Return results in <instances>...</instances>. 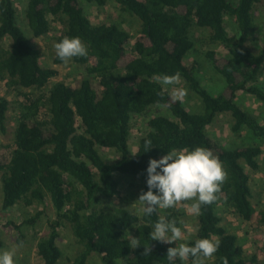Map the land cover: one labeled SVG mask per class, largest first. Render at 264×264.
Instances as JSON below:
<instances>
[{"label":"trees","instance_id":"16d2710c","mask_svg":"<svg viewBox=\"0 0 264 264\" xmlns=\"http://www.w3.org/2000/svg\"><path fill=\"white\" fill-rule=\"evenodd\" d=\"M114 1L122 12L138 18L136 36L119 25H94L83 3L101 8ZM264 0H29L26 18L35 38L48 35L52 19L65 37H79L87 46L86 57L72 61L86 67L78 85L51 81L55 68L41 65V51L32 46L17 23L13 0H0V82L18 98L19 118L11 145L0 146L2 209L10 211L51 204L54 217L44 210L24 219L16 229L21 244L25 228L37 227L46 218L48 232L37 238V253L43 264H59L61 229H69L80 246L67 264H88L93 255L102 264H168L169 247L151 241L149 233L160 217L182 221L174 208L147 216L126 206L104 208L120 194V177L139 178L146 192V169L173 149L205 147L223 162L227 179L216 200L202 206L197 216L195 240L211 238L219 251L205 264H261L248 258L235 235L222 226L217 209L224 207L245 222L257 217L264 226V208L251 203V179L246 168L259 171L263 151L258 146L227 149L209 134V127L223 114L234 121L233 131L248 129L259 138L264 126L237 103L245 92L264 103V34L257 51L248 46L259 30L256 12ZM231 26V27H230ZM195 28L207 32L203 45L224 47L220 58L207 52L212 68L223 77L224 90L213 95L200 82L197 67L186 59L195 48ZM130 46V50L127 48ZM55 65H63L56 55ZM179 76L200 99V111H190L163 85V77ZM165 109L170 116L160 114ZM9 101L0 94V131L6 134ZM147 118L148 131L132 153V120ZM151 140L146 152L145 141ZM100 149H113L119 159L108 163ZM184 224V223H183ZM139 238L141 247L129 243ZM178 244V243H177ZM0 242V247H2ZM144 246H151L149 256ZM176 264H182L177 259ZM191 264V259L183 262Z\"/></svg>","mask_w":264,"mask_h":264},{"label":"rangeland","instance_id":"374dc122","mask_svg":"<svg viewBox=\"0 0 264 264\" xmlns=\"http://www.w3.org/2000/svg\"><path fill=\"white\" fill-rule=\"evenodd\" d=\"M17 9V23L25 32L30 44L41 51V65L44 68H55L59 71L57 78L51 81V85L57 82H64L67 85L78 86L86 77V67L76 64L72 60L63 65H55L56 57L55 44L62 34L63 27L55 23L52 19L51 32L41 38H35L29 30L26 18V10L29 0H13ZM86 14L90 17L94 25H119L123 29L128 30L132 35L136 36L141 29V22L135 16L122 12L121 8L114 2L109 1L104 8L96 4L83 3ZM258 21V31L254 38L248 43V46L254 51L259 50L261 39L264 34V6H260L256 12ZM231 27V26H230ZM195 48L186 59L188 66L197 67V76L203 86L213 95L220 94L226 83L208 60L207 52L214 51L220 58L228 55L227 50L220 46H208L201 43V39L207 35L206 31L195 28L192 32ZM10 46V40H6L0 45V49H7ZM130 50V46L127 47ZM162 85L168 89L176 98L181 100L184 105L192 112L200 111V99L194 94L182 80L175 83ZM264 87V78L261 81ZM183 93V95H181ZM0 94L10 103L8 113L7 133L2 134L0 131V146L11 145L14 142L15 130L18 123V98L13 91L0 82ZM236 103L249 114L255 116L259 123L264 126V103L258 101L253 96L240 92ZM160 114L170 116L165 109H160ZM147 118L136 117L132 120V132L130 138V148L132 153L137 149L139 139L148 131ZM234 121L230 115L223 114L217 117L216 121L209 127L211 137L227 149H235L244 146H258L262 149L263 154L259 161L261 168L259 171H252L246 168L251 179L252 199L251 203L258 211L264 208V137L259 138L253 135L248 129H242L240 132L233 131ZM101 155L106 162L112 163L119 159L118 153L113 149H100ZM2 175L0 174V242L3 244L0 250H14L16 252L17 264H43L37 253V238L44 236L48 232L46 218L42 219L37 227V231L32 228H25V242H19L20 235L16 227L21 225L24 219L35 214L36 211L44 210L48 217H54V210L51 204L47 206H36L26 208L20 204L10 211L2 209ZM142 181L137 177L121 176L120 177V194L115 199L105 203L104 208H112L116 206H126L137 213H142V205L137 201L142 193ZM192 201H181L174 209L180 211L185 229L184 239L176 243H188L194 238L198 230L197 216L189 212ZM163 212L167 209H162ZM217 214L222 218V226L226 231L235 235L245 251L248 258L257 257L261 264H264V226H259L257 217L252 222H245L237 217L232 210L224 207L217 209ZM58 246L63 252V256L59 264H67L69 260L74 259L80 250L76 239L69 229L60 230V238ZM88 264H102L98 255H93Z\"/></svg>","mask_w":264,"mask_h":264},{"label":"clouds","instance_id":"9594fccd","mask_svg":"<svg viewBox=\"0 0 264 264\" xmlns=\"http://www.w3.org/2000/svg\"><path fill=\"white\" fill-rule=\"evenodd\" d=\"M57 57L65 64L73 58L86 57L87 46L79 37H65L55 44ZM179 78L164 76L163 83L171 84ZM183 95V93H181ZM152 141L146 140V152L150 151ZM147 191L139 196L138 203L147 216L157 214L159 209L175 207L181 201H192L189 212L199 215L204 205H210L216 200V194L227 179V171L223 162L213 152L205 147L194 149L183 148L168 151L159 159H151L146 169ZM186 225L176 219L160 217L149 233L151 241L166 244L175 243L167 252L168 264H176L179 259L183 262L191 259V264H205L220 248L218 241L211 238H201L192 243L177 244L184 239ZM131 236V235H130ZM139 238L129 241L134 248L141 247ZM144 255L152 252L151 246H144ZM0 264H17L14 250H0ZM227 264V261H225Z\"/></svg>","mask_w":264,"mask_h":264}]
</instances>
